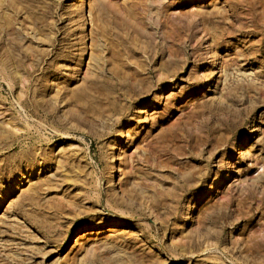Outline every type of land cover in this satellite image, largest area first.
I'll return each mask as SVG.
<instances>
[{"label": "rangeland", "instance_id": "obj_1", "mask_svg": "<svg viewBox=\"0 0 264 264\" xmlns=\"http://www.w3.org/2000/svg\"><path fill=\"white\" fill-rule=\"evenodd\" d=\"M264 0H0V264H264Z\"/></svg>", "mask_w": 264, "mask_h": 264}, {"label": "bare ground", "instance_id": "obj_2", "mask_svg": "<svg viewBox=\"0 0 264 264\" xmlns=\"http://www.w3.org/2000/svg\"><path fill=\"white\" fill-rule=\"evenodd\" d=\"M77 2H79V3H82V4H86V0H76ZM263 195H264V193H263ZM263 198V200H264V197H262Z\"/></svg>", "mask_w": 264, "mask_h": 264}]
</instances>
